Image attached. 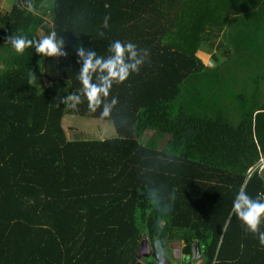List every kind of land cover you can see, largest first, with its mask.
I'll list each match as a JSON object with an SVG mask.
<instances>
[{
    "label": "trees",
    "instance_id": "obj_1",
    "mask_svg": "<svg viewBox=\"0 0 264 264\" xmlns=\"http://www.w3.org/2000/svg\"><path fill=\"white\" fill-rule=\"evenodd\" d=\"M227 1L0 8V264H136L143 242L146 264L169 248L187 264H264L258 234L231 211L241 187L264 191V0ZM53 31L67 56L8 43ZM116 39L150 61L113 86L108 117L67 109L81 87L76 48L107 55Z\"/></svg>",
    "mask_w": 264,
    "mask_h": 264
},
{
    "label": "clouds",
    "instance_id": "obj_2",
    "mask_svg": "<svg viewBox=\"0 0 264 264\" xmlns=\"http://www.w3.org/2000/svg\"><path fill=\"white\" fill-rule=\"evenodd\" d=\"M27 10L32 13L36 11L32 3L28 4ZM110 19V15L104 17L102 28L109 27ZM98 34L103 36L104 32L100 31ZM8 43L20 55L34 48L37 55L47 58L67 56V53L62 51L65 41L58 39L55 31L38 39H30L23 35L15 36ZM75 51L78 57L77 62L81 65L76 77L81 87L63 98L61 103L67 109L78 111L79 106L86 102L90 113L95 114L98 109L101 110V118L108 117L112 108L118 103L115 97L110 101L108 99L113 86L124 84L133 74L138 75L142 67L150 61L151 55L149 49L120 39L111 42L107 55H98L95 51L83 46H78ZM36 80L37 77L33 74L29 84L35 85ZM231 211L243 223L247 231L258 234L259 243L264 246V232L260 231V226L264 222V191L256 193L253 197L244 187H241L233 199ZM191 259L198 264V257L193 256Z\"/></svg>",
    "mask_w": 264,
    "mask_h": 264
},
{
    "label": "rangeland",
    "instance_id": "obj_3",
    "mask_svg": "<svg viewBox=\"0 0 264 264\" xmlns=\"http://www.w3.org/2000/svg\"><path fill=\"white\" fill-rule=\"evenodd\" d=\"M14 0H0V8L2 10H8L12 4ZM213 0H211L210 4H212ZM228 3L227 0H224V7L226 6V4ZM46 6H48V2L45 3ZM47 20H48V17H45ZM234 26H236V24H234ZM258 55V54H257ZM205 62L206 63H209L211 62L209 60V56H207L205 58ZM248 68V67H247ZM240 73H241V69H240ZM243 73H246V72H243ZM236 93V91H235ZM65 137L67 140H74V139H82V140H91V139H95L96 137L95 136H92V135H88V134H79V133H76V134H72L68 131H65ZM179 246H182V243H179ZM173 248H175L176 246L175 245H172ZM158 260H157V264H165L163 261H162V257H164L170 264H187V261L185 260H181V259H178L177 257L179 256L178 255V250H175V252H173V249L172 248H169L167 249L165 252L163 253H160L158 254ZM160 258V259H159ZM153 259V257H152ZM151 260V256H148V257H142L140 259V261L143 263V264H146L148 261ZM200 259L198 260V264L200 263ZM194 264H197V261L194 263Z\"/></svg>",
    "mask_w": 264,
    "mask_h": 264
},
{
    "label": "water",
    "instance_id": "obj_4",
    "mask_svg": "<svg viewBox=\"0 0 264 264\" xmlns=\"http://www.w3.org/2000/svg\"><path fill=\"white\" fill-rule=\"evenodd\" d=\"M175 246H177V245L175 244ZM150 254H151V248H150V246L148 245L147 242H143V243L141 244L140 248H139V253H138V259H139V260L137 261L136 264H143V263L140 261V259H141L142 257H148Z\"/></svg>",
    "mask_w": 264,
    "mask_h": 264
},
{
    "label": "crops",
    "instance_id": "obj_5",
    "mask_svg": "<svg viewBox=\"0 0 264 264\" xmlns=\"http://www.w3.org/2000/svg\"><path fill=\"white\" fill-rule=\"evenodd\" d=\"M233 12V11H232ZM259 55L262 57V61H263V63H264V51L262 50L260 53H259ZM261 61V60H260ZM167 263H169L168 261H166ZM170 264V263H169Z\"/></svg>",
    "mask_w": 264,
    "mask_h": 264
}]
</instances>
